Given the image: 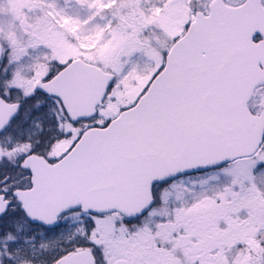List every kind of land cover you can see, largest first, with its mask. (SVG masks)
Returning <instances> with one entry per match:
<instances>
[{"label":"snow or ice","instance_id":"snow-or-ice-1","mask_svg":"<svg viewBox=\"0 0 264 264\" xmlns=\"http://www.w3.org/2000/svg\"><path fill=\"white\" fill-rule=\"evenodd\" d=\"M0 264H264V0H0Z\"/></svg>","mask_w":264,"mask_h":264}]
</instances>
